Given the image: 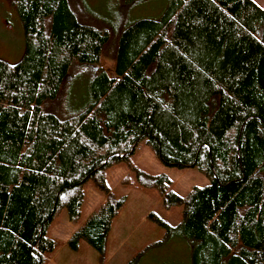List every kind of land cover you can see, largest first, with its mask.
Instances as JSON below:
<instances>
[{
  "label": "trees",
  "instance_id": "1",
  "mask_svg": "<svg viewBox=\"0 0 264 264\" xmlns=\"http://www.w3.org/2000/svg\"><path fill=\"white\" fill-rule=\"evenodd\" d=\"M8 1L25 51L16 64L0 61V264H47L60 246L50 225L63 209L78 218L89 182L105 202L67 246L84 241L104 264L126 201L106 184L119 164L165 208L182 207L176 227L148 215L165 230L157 246L179 237L190 264H264V9L254 0H166L156 20H102L81 0ZM110 44L114 77L98 66ZM74 65L96 72L84 105L60 118L45 106ZM141 142L163 166L195 169L209 184L177 196L167 176L133 165Z\"/></svg>",
  "mask_w": 264,
  "mask_h": 264
},
{
  "label": "rangeland",
  "instance_id": "2",
  "mask_svg": "<svg viewBox=\"0 0 264 264\" xmlns=\"http://www.w3.org/2000/svg\"><path fill=\"white\" fill-rule=\"evenodd\" d=\"M73 1V0H72ZM264 8V0H254ZM78 2V0H75ZM102 20L124 16L127 20L141 18L158 19L166 7V0H156L128 9L123 0H81ZM80 4V3H79ZM100 26L97 22H90ZM114 45H108L101 56L99 67L114 77ZM25 51L22 24L8 0H0V61L13 65L18 63ZM71 77L65 82L56 101L45 106V110L64 118L81 108L87 99V84L96 72L95 67L74 65ZM133 165L151 176L165 175L171 181L170 191L185 198L194 188H203L208 179L195 169L178 170L160 164L141 142L132 158ZM128 178V182L126 179ZM106 184L115 198L125 197V204L117 213L106 240L104 264H126L138 253L143 254L138 264H190L189 245L179 237L158 245L165 230L150 220L155 214L171 227L182 219V207L165 208L159 193L153 189L137 186L135 177L125 165L119 164L108 169ZM83 198L78 218L73 221L65 209L50 225L47 237L60 246L47 264H101L100 255L86 242H81L77 251L67 246V241L105 202L104 194L93 183L83 187Z\"/></svg>",
  "mask_w": 264,
  "mask_h": 264
},
{
  "label": "crops",
  "instance_id": "3",
  "mask_svg": "<svg viewBox=\"0 0 264 264\" xmlns=\"http://www.w3.org/2000/svg\"><path fill=\"white\" fill-rule=\"evenodd\" d=\"M256 4H258V2L257 1H254ZM259 5V4H258ZM261 8H263L261 5H259ZM264 9V8H263Z\"/></svg>",
  "mask_w": 264,
  "mask_h": 264
}]
</instances>
